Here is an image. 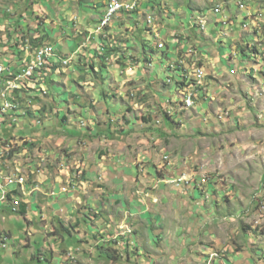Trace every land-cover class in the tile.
<instances>
[{
	"label": "rangeland",
	"instance_id": "obj_1",
	"mask_svg": "<svg viewBox=\"0 0 264 264\" xmlns=\"http://www.w3.org/2000/svg\"><path fill=\"white\" fill-rule=\"evenodd\" d=\"M111 1L0 0L7 67L71 58L4 116L0 174L38 211L4 206L0 264H264V0H136L95 30Z\"/></svg>",
	"mask_w": 264,
	"mask_h": 264
},
{
	"label": "bare ground",
	"instance_id": "obj_2",
	"mask_svg": "<svg viewBox=\"0 0 264 264\" xmlns=\"http://www.w3.org/2000/svg\"><path fill=\"white\" fill-rule=\"evenodd\" d=\"M227 1H229L231 3H234V5H236V6L237 5H241V7L243 6L242 3H238L237 4V2H239V0H227ZM223 2H224V0H212L213 6H216V8L214 10L218 12L219 11L218 10L219 4L221 5V3H223ZM112 10H113V3H111L109 6H107V8L105 10V17H108V18H106V20H105V17H104L101 20V23H100V26L101 27H103V28L106 27V25L110 22V18L112 16L109 17V15H110V13H111ZM214 10L211 9L212 12H214ZM199 17H201V16H198L196 18V20H197L198 23H199V21L202 20ZM202 17H205V16H202ZM48 48H50V47H43L42 46L41 48H39L35 52H39V50H45V49H48ZM54 56H55V53H51L50 57H48L46 59H43L41 62H40V57H32V59L27 64L26 70L23 71V68L20 69V70H18L17 67L12 68L7 73H5V75L0 79V128H1L2 123H3V120H4V116L8 112H10L9 110L13 107V102H14V100H13V94H9V93H17V92L23 90V87H25V86H27V87L28 86H32L31 84L28 83V80H30L31 78L35 77L39 73L40 68L43 66V63L46 60H48L49 62H52ZM60 60L62 62V58ZM0 67H7L6 64L4 63V60L1 57H0ZM21 83H22V85H21ZM188 100L189 101L187 103L190 104V102H191L190 101V98ZM5 182L6 183L9 182V179L6 178ZM22 182H23V179H20L19 180V178H18L17 185H19V184L22 185ZM1 186H2V184H0V187Z\"/></svg>",
	"mask_w": 264,
	"mask_h": 264
},
{
	"label": "crops",
	"instance_id": "obj_3",
	"mask_svg": "<svg viewBox=\"0 0 264 264\" xmlns=\"http://www.w3.org/2000/svg\"><path fill=\"white\" fill-rule=\"evenodd\" d=\"M200 0H197V2H199ZM193 5H195L194 3H193ZM165 6H167V5H165ZM169 6V5H168ZM145 9H142L141 11H142V13H143V11H144ZM194 11H196V10H193L192 12H194ZM161 13V12H160ZM195 13V12H194ZM196 13H199V12H196ZM101 16V15H100ZM139 17V16H138ZM92 18H94V17H92ZM98 20V19H97ZM116 20H117V22L119 21V24H116V23H114V27H112V26H110V29H109V31H108V33H109V35L111 36H113V31L114 30H116V28H119L120 27V29L121 28H124L125 29V27H124V25L123 24H125V21H123V20H121L120 18H116ZM86 22L88 23V24H94V23H96L97 21H90V22H88L87 20H86ZM94 22V23H93ZM86 23V24H87ZM97 24V23H96ZM145 24V25H144ZM143 25H144V28H154V25H152V27L151 26H149V24H147V22H145ZM118 25V26H117ZM88 26V25H87ZM96 26V25H95ZM93 27V26H92ZM158 28V30L160 29L161 30V26H157L156 28H155V30L153 31V30H148L146 33H144L145 34V36H148V39L150 38V36H152L153 37V40L155 39H159V37L160 36H162L163 34H161L160 32L158 33L157 32V29ZM132 30V29H131ZM173 31V30H172ZM86 32H87V30H86ZM171 31H167V33H170ZM173 33H175V31L173 32ZM182 35H187V33L186 34H183V33H181ZM167 35V34H166ZM174 36V34H170V36L169 37H167V39L169 38L170 39V41L171 42H174L175 43V45H176V47H175V49L173 50V49H171V53H172V51H173V53L172 54H175L177 51H180V50H182L183 51V53H185V51H186V48H189V46H192L191 44H189V43H186V41H182V42H176V40L175 39H172V37ZM114 37V36H113ZM156 37H158V38H156ZM232 38H234V37H232ZM93 39H95L94 37H93ZM147 39V40H148ZM232 41H234V40H232ZM155 44V43H154ZM189 44V45H188ZM75 45H76V43H75ZM122 46L124 45V46H126V47H129V44H121ZM140 45L141 46H139L140 48H138V49H141V51H142V53L143 52H146L145 51V44L144 43H140ZM137 46V45H136ZM64 48H67L66 47V45H65V47ZM64 48H61V50L60 51H62V53L64 54V53H67L68 52V49H65V50H63ZM176 48H178L179 50H177ZM167 49H170V45H168L167 46ZM184 49V50H183ZM76 52V51H75ZM73 55V54H72ZM145 55V54H144ZM150 56V54H148V57ZM3 161H0V163L1 164H3L2 163ZM1 167L3 168L4 167V165H1ZM0 173H1V170H0ZM2 179H3V177L1 176V174H0V183H2ZM56 184V182L55 183H47L46 182V184L45 185H48V186H51L52 187V189H55V186H57V185H55ZM36 189H38V188H36ZM3 190L6 192V193H10L9 194V196H8V198H12L13 199V201L14 200H19V203H23V204H25L26 205V207H25V210H26V212H25V214L23 215L24 217L23 218H26L27 220H29V216H28V212L29 211H32V212H34L35 213V215H36V213H37V209L35 208L36 206H33L34 204H32L31 203V205L30 206H28V201L26 200V199H23L21 196H20V191L18 190V187L17 186H15V185H10V186H8L7 188H6V186H4L3 187ZM1 191H0V214L2 213V211H3V209H4V206H8L9 208L11 207V204H7L6 205V203L7 202H5V201H3L2 200V196H1ZM25 195H27L26 194V192H23V188H22V196H25ZM33 199H34V197L33 198H30V200L31 201H33ZM30 207H32V208H30ZM18 208V207H17ZM9 211H11V212H14L15 213V211H14V209L13 208H11V209H9ZM20 215V214H19ZM30 221V220H29ZM28 221V222H29ZM27 222V223H28ZM30 222H32V221H30ZM31 225H33V224H31ZM84 242H85V240H83V243H82V245H80L79 246V248L80 249H84V246H86L87 247V245H84ZM81 246H83V247H81ZM67 250H71L72 249V247L71 246H69V247H67L66 248ZM67 250H65V253H66V251ZM82 252H80L79 254H80V256H81V259H85V258H87L89 255H88V253L87 252H85V250H81ZM65 253L62 255L63 256V258L65 257ZM42 258L43 257H41V258H36V259H40L39 261H41L42 260ZM66 258V257H65ZM61 259V258H60ZM60 259H57L58 260V264H61V262L63 261V262H65V259H63V260H60ZM37 260V261H38ZM44 260V259H43Z\"/></svg>",
	"mask_w": 264,
	"mask_h": 264
},
{
	"label": "built area",
	"instance_id": "obj_4",
	"mask_svg": "<svg viewBox=\"0 0 264 264\" xmlns=\"http://www.w3.org/2000/svg\"><path fill=\"white\" fill-rule=\"evenodd\" d=\"M238 3H242L243 4V9H245L247 3H249V0H239ZM134 6H135V3L113 2V10L111 11L109 17L110 16H114V14L116 12H118V11H133L134 10ZM221 11H219L218 13H220ZM106 18H108V17H105V20H106ZM51 53H54L53 48H48V49H45V50H39V52H34V55L32 57H40V62H41L43 59H46V58L50 57ZM29 61H26V60L24 61L23 71L26 70L27 64L29 63ZM62 64L63 65H67L68 64V59H62ZM10 68L11 67H0V79L5 75V73H7L10 70ZM21 85H22V83H21ZM9 94H15V93H9ZM2 194H3L2 197L4 198V196H6L7 193L6 192H2ZM50 195L53 196V195H55V193H50ZM16 203L18 204V200L17 199L13 201V204H16Z\"/></svg>",
	"mask_w": 264,
	"mask_h": 264
},
{
	"label": "clouds",
	"instance_id": "obj_5",
	"mask_svg": "<svg viewBox=\"0 0 264 264\" xmlns=\"http://www.w3.org/2000/svg\"><path fill=\"white\" fill-rule=\"evenodd\" d=\"M202 2L203 1H206V0H201ZM208 1V0H207ZM112 2H118V1H111V2H109L105 7H104V11L102 12V14H101V16H100V18H99V21H97L98 23L96 24V29L95 30H97V28L99 27V25H100V23H101V20H102V17H103V15H104V12H105V9L107 8V6H109V4L110 3H112ZM126 2H129V3H135L136 4V8L133 10V11H135L136 9H137V2H136V0H134V1H129V0H125V1H122V2H119V3H126ZM118 12H123V11H118ZM118 12H116V13H118ZM132 12V11H131ZM145 14V13H144ZM199 16H202V14L201 15H199ZM203 16H205V15H203ZM198 17V16H197ZM196 17V18H197ZM207 18V17H206ZM152 19H149V20H146V22H147V24H149V26H151L152 25ZM193 24L194 25H198V22H197V20H195V21H193ZM108 26V25H107ZM107 26L106 27H104L103 28V30L104 29H106L107 28ZM55 53V52H54ZM55 56H56V53H55ZM62 58V56L60 55V56H58L56 59H54L53 58V62H59V63H61L62 64V62H61V59ZM70 57H66V59H68L69 60V62H70V60H71V58L69 59ZM63 59V58H62ZM69 62H68V64L67 65H69ZM63 65V64H62ZM193 103H194V100H193ZM6 115H8V114H6ZM5 115V116H6ZM4 139H5V137H4ZM2 140V139H1ZM8 143H9V145H11V141H8ZM6 153H8V154H10V153H13V150H11V152H10V150H8V151H6L3 155H2V158H3V156L6 154ZM2 158L0 159V161H2ZM0 184H2V187H4V186H6L5 185V183H4V178L2 179V183H0ZM14 185V184H13ZM15 186H19V185H15ZM8 186H6V188H7ZM3 189V188H2ZM2 189H0V191L1 192H3L2 191ZM9 194L10 193H7L6 194V196H4V198L2 197V200H5V199H7L8 198V196H9ZM1 196H3V194L1 193ZM12 199V198H11ZM13 202V201H12ZM18 203H19V200H18ZM13 205V209L14 210H16L15 208L17 207V206H14V204L12 203L11 204V206ZM6 239V236H5V238H3V240H1L0 242H1V244H2V247H5V245H4V243H3V241ZM72 258L73 259V261H71V262H69L68 261V258ZM66 259H67V261H68V263L69 264H78L77 263V261H76V259L74 258V256L72 255V254H70L69 256H67L66 257Z\"/></svg>",
	"mask_w": 264,
	"mask_h": 264
},
{
	"label": "trees",
	"instance_id": "obj_6",
	"mask_svg": "<svg viewBox=\"0 0 264 264\" xmlns=\"http://www.w3.org/2000/svg\"><path fill=\"white\" fill-rule=\"evenodd\" d=\"M124 13L126 12V13H130L131 11H123ZM42 36V37H41ZM34 38L35 39H33L32 41L34 42V43H38L39 45L41 44V42L46 38L47 39V37H46V34H44V35H40L39 33H37V37L36 36H34ZM105 44H106V42L105 41H103ZM158 46V45H157ZM40 48V47H39ZM38 48V49H39ZM38 49H35L36 51L38 50ZM107 51L105 52V54H104V56H103V58H105V57H107ZM106 55V56H105ZM121 64L122 63H124V62H120ZM51 65V62H49L48 60H46L44 63H43V66L40 68V71H39V74H43V72L44 71H47L48 70V67ZM54 64H52V66H53ZM34 78V77H33ZM25 85V84H24ZM32 85V84H31ZM35 87V85H32V87L31 86H25V87H23V90L25 89V90H28V89H33ZM20 207H21V209H20V213L22 214V215H24L25 214V212H26V210H25V207H26V205L25 204H23V203H20Z\"/></svg>",
	"mask_w": 264,
	"mask_h": 264
}]
</instances>
